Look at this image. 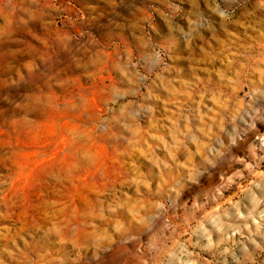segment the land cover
Wrapping results in <instances>:
<instances>
[{
    "label": "rangeland",
    "instance_id": "374dc122",
    "mask_svg": "<svg viewBox=\"0 0 264 264\" xmlns=\"http://www.w3.org/2000/svg\"><path fill=\"white\" fill-rule=\"evenodd\" d=\"M217 4L0 0V251L17 255L3 253L5 264H152L136 217L169 185H183L158 230L169 248L248 186L253 176L236 162L199 185L188 179L204 170L202 124L215 108L208 90L229 93L225 77L249 45L264 43L243 20L216 27ZM257 129L238 155L264 171V151L248 150L264 124ZM117 221L139 241L120 247ZM188 250L197 264H216ZM254 260L264 264V254Z\"/></svg>",
    "mask_w": 264,
    "mask_h": 264
},
{
    "label": "clouds",
    "instance_id": "9594fccd",
    "mask_svg": "<svg viewBox=\"0 0 264 264\" xmlns=\"http://www.w3.org/2000/svg\"><path fill=\"white\" fill-rule=\"evenodd\" d=\"M222 3L223 8L220 4L216 5V13L224 23L216 27L236 25L243 20L246 31L250 29L264 38V0H222ZM213 24L214 19L209 18L202 27ZM242 55L243 62L239 69L233 76L225 77L231 91L226 94L208 90L215 108L210 110L213 116L207 118L209 122L202 124V134L207 140L206 143L201 142L204 170L195 175L190 173L188 179L199 185L197 177L207 175L211 179L217 169L232 162L244 164L253 179L247 187L241 186L237 195L226 202L229 207L220 206L213 213H206L195 228L186 222L189 239L183 244L176 240L171 248L168 246L170 237L158 230L168 219L169 210L180 206L183 185L179 180L169 185L166 196L155 199L151 210L136 217L141 234L148 238L145 253L152 264H197V259L192 258L194 254L188 250L190 246L210 253L216 264H229L230 259L232 264H255L254 258L264 254V208H261L264 205V171L256 170L238 155L241 144H248V137L258 131L257 125L264 124V43L249 45ZM140 80L143 83L145 78L140 77ZM139 114L135 113L136 116ZM200 118L205 120L203 115ZM188 135H194L191 129ZM255 141L259 142L258 145L253 142L248 148L253 156L257 147L264 151V134L256 135ZM234 175L241 176L242 173L238 171ZM220 178L224 179L223 176ZM228 180L231 182L232 177H228ZM253 188L259 190V195ZM216 191L219 193L220 189ZM110 211L115 212V209ZM113 232L119 237L118 243L122 248L139 241L138 235L130 234L128 228L118 221L113 223ZM193 236L197 238L195 244L192 242ZM214 236H218V239H214ZM5 252L13 259L17 258L15 252L5 248L0 251V264H5L2 258ZM143 264H148V260H143ZM205 264H213V261H205Z\"/></svg>",
    "mask_w": 264,
    "mask_h": 264
}]
</instances>
